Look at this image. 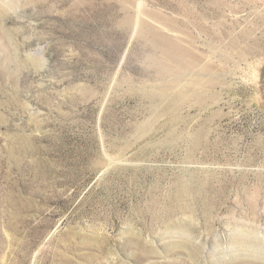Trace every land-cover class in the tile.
<instances>
[{
	"label": "rangeland",
	"instance_id": "374dc122",
	"mask_svg": "<svg viewBox=\"0 0 264 264\" xmlns=\"http://www.w3.org/2000/svg\"><path fill=\"white\" fill-rule=\"evenodd\" d=\"M0 5V264H264V0Z\"/></svg>",
	"mask_w": 264,
	"mask_h": 264
},
{
	"label": "bare ground",
	"instance_id": "6f19581e",
	"mask_svg": "<svg viewBox=\"0 0 264 264\" xmlns=\"http://www.w3.org/2000/svg\"><path fill=\"white\" fill-rule=\"evenodd\" d=\"M5 16L4 8L0 5V18Z\"/></svg>",
	"mask_w": 264,
	"mask_h": 264
}]
</instances>
